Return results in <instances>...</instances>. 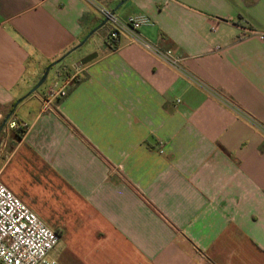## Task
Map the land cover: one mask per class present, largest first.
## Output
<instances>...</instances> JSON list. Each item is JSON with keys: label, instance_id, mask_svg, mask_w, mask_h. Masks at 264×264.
<instances>
[{"label": "crops", "instance_id": "crops-1", "mask_svg": "<svg viewBox=\"0 0 264 264\" xmlns=\"http://www.w3.org/2000/svg\"><path fill=\"white\" fill-rule=\"evenodd\" d=\"M122 1L0 0L2 183L59 233V264H264V0L116 11L178 67L108 23L84 43Z\"/></svg>", "mask_w": 264, "mask_h": 264}, {"label": "built area", "instance_id": "built-area-1", "mask_svg": "<svg viewBox=\"0 0 264 264\" xmlns=\"http://www.w3.org/2000/svg\"><path fill=\"white\" fill-rule=\"evenodd\" d=\"M99 11L101 17L108 20L111 26L107 35L108 43L114 44L122 33L130 32L135 43L155 53L170 65L178 67L181 60L174 57L171 51H161L140 37V29L152 25L148 18L130 17L122 21L116 15H112V11L106 7H101ZM216 29L214 27L212 31L215 32ZM262 39L264 40V37ZM76 81L77 74L68 75L66 73L63 86L58 90L49 91L46 104L50 105L67 98ZM8 128L20 130L24 126L12 121ZM60 241L59 233L48 228L32 210L4 186L0 179V263L59 264L50 255L58 247Z\"/></svg>", "mask_w": 264, "mask_h": 264}, {"label": "water", "instance_id": "water-1", "mask_svg": "<svg viewBox=\"0 0 264 264\" xmlns=\"http://www.w3.org/2000/svg\"><path fill=\"white\" fill-rule=\"evenodd\" d=\"M129 0H123L119 5H118V7L114 10V11H112V15H115L116 14V11L119 9V8H121L123 5H125L127 2H128ZM108 23V20H104L103 21V23L97 28V29H95L94 31H92L89 35H88V37L85 39V41H84V43L85 42H87L88 40H89V38L90 37H92L97 31H99L100 29H102L106 24ZM63 59H65V57H63ZM62 59V60H63ZM61 60V61H62ZM61 61H58V62H56V63H53V64H51L48 68H47V70H46V72H45V74H44V76H43V78L41 79V81L38 83V85L31 91V93L30 94H33L34 92H36L45 82H46V80H47V78H48V76H49V73H50V71H51V69H53L55 66H57ZM21 101H18V103L17 104H19ZM3 128H4V125H2L1 127H0V134H1V132L3 131Z\"/></svg>", "mask_w": 264, "mask_h": 264}, {"label": "trees", "instance_id": "trees-1", "mask_svg": "<svg viewBox=\"0 0 264 264\" xmlns=\"http://www.w3.org/2000/svg\"><path fill=\"white\" fill-rule=\"evenodd\" d=\"M3 125V124H2ZM26 129L25 128H22L20 130H17V135L19 138H21L22 136H24L26 134ZM1 264V263H0Z\"/></svg>", "mask_w": 264, "mask_h": 264}, {"label": "rangeland", "instance_id": "rangeland-1", "mask_svg": "<svg viewBox=\"0 0 264 264\" xmlns=\"http://www.w3.org/2000/svg\"><path fill=\"white\" fill-rule=\"evenodd\" d=\"M54 74H52L51 76L53 77Z\"/></svg>", "mask_w": 264, "mask_h": 264}]
</instances>
